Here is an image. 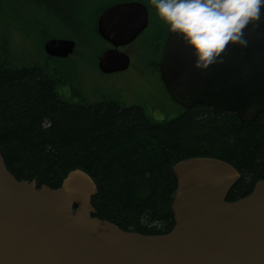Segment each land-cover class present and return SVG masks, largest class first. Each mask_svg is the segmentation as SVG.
Instances as JSON below:
<instances>
[{"label": "water", "instance_id": "95a60500", "mask_svg": "<svg viewBox=\"0 0 264 264\" xmlns=\"http://www.w3.org/2000/svg\"><path fill=\"white\" fill-rule=\"evenodd\" d=\"M245 30L247 47L230 45L222 64L194 67L192 50L169 31L159 63L170 97L185 109L206 105L235 113L242 122L264 114V9ZM141 0L104 9L97 30L109 43L98 58L104 74L129 69L123 50L149 26ZM48 55L67 58L76 41L48 40ZM174 227L165 234L128 231L96 216L98 186L82 169L61 185L19 180L0 150V264H264V179L234 201L228 194L241 172L220 158L193 157L173 167Z\"/></svg>", "mask_w": 264, "mask_h": 264}, {"label": "trees", "instance_id": "16d2710c", "mask_svg": "<svg viewBox=\"0 0 264 264\" xmlns=\"http://www.w3.org/2000/svg\"><path fill=\"white\" fill-rule=\"evenodd\" d=\"M2 1L0 18H7ZM122 1L130 0L112 3ZM98 14L79 17L104 41ZM7 53L11 57L0 56V150L19 180L57 188L70 171L82 169L98 186L92 200L97 217L157 235L175 224L173 166L181 160L213 157L234 165L241 178L228 201L249 195L264 179V114L242 122L219 108L174 103L178 114L155 119L148 108L116 99L79 102L61 93L69 84L61 69L50 67L62 59L47 55L43 64H23Z\"/></svg>", "mask_w": 264, "mask_h": 264}, {"label": "rangeland", "instance_id": "374dc122", "mask_svg": "<svg viewBox=\"0 0 264 264\" xmlns=\"http://www.w3.org/2000/svg\"><path fill=\"white\" fill-rule=\"evenodd\" d=\"M6 1L2 5L7 18H0L1 57H11L8 48L12 58L23 64H43L47 61L44 45L48 40L73 39L77 43L73 57L50 64L55 71L57 68L63 71L60 74L69 85L60 91L66 98L79 102L114 98L127 105H142L155 119L178 114L179 108L164 89L158 72L160 48L169 28L159 19L150 0H142L150 10L149 27L135 44L125 49L132 56V65L126 71L111 74L102 73L97 65L107 44L93 37L89 31L93 25L88 27L79 16L82 19L86 14L90 18L96 16L112 0H9L7 4Z\"/></svg>", "mask_w": 264, "mask_h": 264}, {"label": "clouds", "instance_id": "9594fccd", "mask_svg": "<svg viewBox=\"0 0 264 264\" xmlns=\"http://www.w3.org/2000/svg\"><path fill=\"white\" fill-rule=\"evenodd\" d=\"M160 20L192 50L194 67L222 64L230 45L247 47L244 30L261 19L264 0H150Z\"/></svg>", "mask_w": 264, "mask_h": 264}, {"label": "bare ground", "instance_id": "6f19581e", "mask_svg": "<svg viewBox=\"0 0 264 264\" xmlns=\"http://www.w3.org/2000/svg\"><path fill=\"white\" fill-rule=\"evenodd\" d=\"M44 51H45V49H44ZM45 53L47 54V52L45 51ZM48 55V54H47ZM49 57H51L50 55H48ZM54 58H56V57H54ZM64 59H66V58H64ZM179 105V104H178ZM179 106H181V105H179ZM181 107H183V106H181ZM184 108V107H183ZM174 167V166H173ZM236 184V183H235Z\"/></svg>", "mask_w": 264, "mask_h": 264}, {"label": "flooded vegetation", "instance_id": "af4514ba", "mask_svg": "<svg viewBox=\"0 0 264 264\" xmlns=\"http://www.w3.org/2000/svg\"><path fill=\"white\" fill-rule=\"evenodd\" d=\"M112 99H114V98H112ZM119 101H121V100H119Z\"/></svg>", "mask_w": 264, "mask_h": 264}]
</instances>
